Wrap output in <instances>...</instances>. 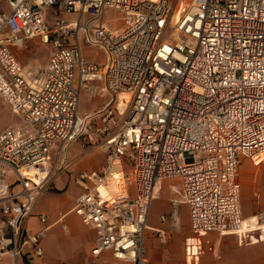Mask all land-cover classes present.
Returning a JSON list of instances; mask_svg holds the SVG:
<instances>
[{"label":"built area","instance_id":"2783aa9c","mask_svg":"<svg viewBox=\"0 0 264 264\" xmlns=\"http://www.w3.org/2000/svg\"><path fill=\"white\" fill-rule=\"evenodd\" d=\"M35 37L48 56L26 69L14 48ZM83 44L103 49L104 61H87ZM91 83L107 101L82 113ZM0 97L18 118L0 132V261L43 257L48 219L35 215V232L26 222L81 139L105 149L100 170L74 178L73 212L95 232L91 256L151 264L143 236L169 181L192 232L243 224L240 159L264 153V0H0ZM30 167L47 173L34 181L22 173Z\"/></svg>","mask_w":264,"mask_h":264},{"label":"crops","instance_id":"0c3cea01","mask_svg":"<svg viewBox=\"0 0 264 264\" xmlns=\"http://www.w3.org/2000/svg\"><path fill=\"white\" fill-rule=\"evenodd\" d=\"M29 40L31 39L26 40L21 47H15L16 52L20 49L33 47V43L29 42ZM85 47L89 46L82 45L83 57L87 61H96L97 63L104 61L105 53L103 49L93 48L91 52H88ZM88 53H95V55L103 53L104 56L101 61H97L93 55H88ZM84 91L86 95L88 94L89 98L85 96L82 99L80 98L79 109L82 113H94L100 110L107 101V95H101L97 91V83H91L89 88ZM97 95L99 97H96ZM87 147L95 150L87 151L89 150ZM93 152H98L102 157L99 165L93 168L79 170L73 167L74 160L78 158L86 160ZM104 161L105 149L103 147L86 140L79 139L74 141L67 150L65 164L63 166H57L47 184V190L37 199L36 206L33 210L34 215L26 222L28 228L35 232L42 228L35 215L43 214L47 219L48 217L50 218V215H55L54 220L51 223H47L48 230L44 238L45 241L41 245L43 248V257L40 260H36L28 252H24L16 260L7 256L0 261V264H100V262L94 260L91 256L95 232L85 227L79 217L73 212L75 200L80 194L79 188L74 184V178L80 171L100 170L104 166ZM46 171L44 167L39 176L29 174V177L36 181ZM237 181L240 185V202L242 195H251L253 207L248 213H243L240 203V211L243 219L242 226L239 229H228L220 234H197L192 232L189 229V217L186 205L181 204L177 208H174L172 204L174 200L178 199V193H176L178 183L176 181L165 183V186L163 185L159 192L158 198L152 204L156 205V202L162 201L163 192H167L165 194L166 200L161 203L159 209H156L155 206L150 207L147 219L148 229L144 232L143 236L144 257L151 264H220L218 261L220 257L216 258V255L222 256L227 253L231 256L244 255L247 260L244 264H264V153L255 158L242 157L240 159ZM170 182L175 183L171 184ZM67 193L71 197V206L68 210L64 211L59 207V202L61 196ZM44 198L51 204L50 212L38 210L39 204ZM180 207L183 208L185 213V218L183 219H178L176 215ZM71 214L76 216L80 224L85 227V231H87L88 238L86 239L84 252L49 251V243L46 241L48 232L54 226H60L61 231L66 233L62 228V223L67 228L65 220ZM162 215L166 217L163 222L159 219ZM249 219H252L253 224L244 226V221H248ZM1 220L2 217L0 214ZM31 221L35 222V225H30L29 223ZM158 233L166 237L164 243L159 241ZM253 233H258V237H255L256 235ZM249 252L257 253L255 257H249Z\"/></svg>","mask_w":264,"mask_h":264},{"label":"rangeland","instance_id":"374dc122","mask_svg":"<svg viewBox=\"0 0 264 264\" xmlns=\"http://www.w3.org/2000/svg\"><path fill=\"white\" fill-rule=\"evenodd\" d=\"M181 9L182 7L176 8L175 13L173 14L174 18L178 17ZM105 19L109 20L111 23L117 19L119 23L121 21V15L117 14L113 10H108V12L105 15ZM29 42L33 43V47L20 49L17 52H16V48L14 49V53L16 57L18 58L19 61H21L22 65H24L26 69H29V68L33 69V68L43 66L48 56L49 46L42 45L38 37H35L29 40ZM85 48L86 50H88V52H91V50L93 49L90 47H85ZM88 55H93L97 61H101L104 56L103 53H99V55H95V53H92V54L88 53ZM84 96L89 98L88 94L86 95L85 91L82 92L81 99ZM96 97H99V95H97ZM122 118H123L122 116L115 118V122L117 126L121 124ZM17 120H18L17 116L12 112L10 107L6 105L5 102L2 100V98L0 97V132L3 131L5 128L14 126ZM89 132L91 134L96 133L94 128H91ZM88 149L89 150L87 151L95 150V149H91V147ZM70 154H71V151H70ZM101 159L102 157L98 152H93L89 156V158L86 160H83V158H78L74 160L73 167L78 170L93 168L101 163ZM27 174L29 175V172H27ZM170 183L174 184L175 182H170ZM165 194H167V192H163L162 199H161L162 201L156 202V205L152 204L151 207L155 206L156 209H159V207L161 206V203H163L166 200ZM240 203H241V208L243 210V213L245 212L248 213L250 209H252L253 207L251 195L250 196H248L247 194L242 195ZM50 205L51 204L49 203V201L44 198L40 202L38 210L50 212ZM70 206H71L70 194L67 193V194L62 195L61 200L59 202V207L61 208V210L66 211L69 209ZM176 215L178 219L185 218V213L182 207L179 208V210L176 212ZM54 218H55V215L53 216L50 215V218L48 217V220H49L48 223H51L54 220ZM65 223L68 228L66 233H63L61 231L60 226H54L48 232V237L46 238V241H48L49 243L48 250L51 252H84V249L86 247L85 246L86 239L88 238L87 233H86L87 231H85V227H83L78 221V219L76 218V216L72 214L66 218ZM29 224L35 225V222L31 221ZM250 224L251 225L253 224L252 219H249L248 221H244V226H249ZM253 234L256 235L255 237H258V233H253ZM43 241H45V239L41 241V245ZM256 253L257 252H251V253L249 252L248 256L255 257ZM258 253H261V252H258ZM223 255L222 256L216 255V258L220 257V259L218 260L220 264H244L247 261L244 255L231 256L230 254H227V253Z\"/></svg>","mask_w":264,"mask_h":264},{"label":"bare ground","instance_id":"6f19581e","mask_svg":"<svg viewBox=\"0 0 264 264\" xmlns=\"http://www.w3.org/2000/svg\"><path fill=\"white\" fill-rule=\"evenodd\" d=\"M42 168L44 167H30V168H25L22 170V173L23 175H25L27 178H30L29 175L27 174V172H29V174L31 175H36V176H39V174L41 173L42 171ZM47 173V171L41 176V177H44V175ZM38 178V180L36 181H39L41 180L42 178ZM30 179H33V178H30Z\"/></svg>","mask_w":264,"mask_h":264}]
</instances>
